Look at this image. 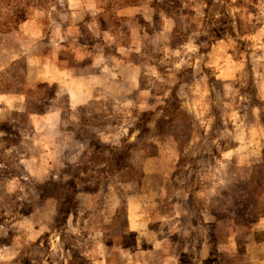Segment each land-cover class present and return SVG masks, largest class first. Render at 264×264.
Returning a JSON list of instances; mask_svg holds the SVG:
<instances>
[{
    "label": "rangeland",
    "instance_id": "1",
    "mask_svg": "<svg viewBox=\"0 0 264 264\" xmlns=\"http://www.w3.org/2000/svg\"><path fill=\"white\" fill-rule=\"evenodd\" d=\"M0 264H264V0H0Z\"/></svg>",
    "mask_w": 264,
    "mask_h": 264
},
{
    "label": "crops",
    "instance_id": "2",
    "mask_svg": "<svg viewBox=\"0 0 264 264\" xmlns=\"http://www.w3.org/2000/svg\"><path fill=\"white\" fill-rule=\"evenodd\" d=\"M130 226V225H129Z\"/></svg>",
    "mask_w": 264,
    "mask_h": 264
}]
</instances>
